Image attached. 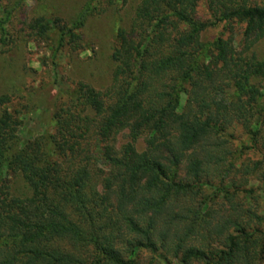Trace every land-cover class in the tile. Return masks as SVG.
I'll return each instance as SVG.
<instances>
[{
	"label": "trees",
	"instance_id": "16d2710c",
	"mask_svg": "<svg viewBox=\"0 0 264 264\" xmlns=\"http://www.w3.org/2000/svg\"><path fill=\"white\" fill-rule=\"evenodd\" d=\"M80 16L74 24L40 16L27 28L40 37L55 30L59 46L75 49ZM10 17L4 10L0 40ZM229 21L244 24L250 47L264 34V4L141 0L115 30L108 87L77 82L64 100L52 96L43 103L52 129L42 133L22 136V118L0 96V264H138L142 251L162 264H262L240 223L197 226L191 207L194 194L224 188L227 177L241 189L230 174L241 171L246 186L264 164V60L231 37L202 39L207 26ZM237 126L260 160L237 161L242 147L229 139ZM124 127L128 139L117 146ZM14 175L26 196L11 194ZM227 222L233 230L223 234Z\"/></svg>",
	"mask_w": 264,
	"mask_h": 264
},
{
	"label": "rangeland",
	"instance_id": "374dc122",
	"mask_svg": "<svg viewBox=\"0 0 264 264\" xmlns=\"http://www.w3.org/2000/svg\"><path fill=\"white\" fill-rule=\"evenodd\" d=\"M140 1L2 0L0 17L4 15V10H10L11 17L6 24L7 34L0 40V96L9 95L10 102L7 106L17 110L19 117L22 118V136L28 137L31 133L35 135L52 129L48 122L51 111L48 112L47 106L43 104L49 103L52 96L56 100H64L72 94L77 82L90 84L101 91L108 87L115 66L111 58L115 30L118 26H128L134 8ZM256 1L264 4V0ZM81 14H84L85 18L80 20L83 25L75 30L80 41V46L75 49L66 44L59 46V35L55 30L40 37L27 28L30 20L40 16L74 24L78 22ZM199 14L204 18L208 17L205 4L199 7ZM243 29L244 24L241 22H220L207 26L202 39L209 42L219 35L231 37L237 48H248L246 50L248 54L252 52L264 60V34L247 42L249 44L252 41L248 47L244 46L246 42L243 40ZM31 103L34 108L32 106V109L25 108V105ZM1 111L2 106L0 115ZM127 139L126 127L119 128L114 135V144L121 146ZM229 139L234 144L233 147L240 145L242 147V154L237 161L245 156V160L250 164L260 160L256 151L246 152L247 148L244 149L249 144V135L241 127L237 126ZM134 146L136 150L143 151L144 139H137ZM263 173L264 164L246 186L243 184L241 171L230 174L242 181L241 189L235 188L227 177L222 184L224 188L219 186L222 188L220 190L219 187H206L198 195H193L191 205L194 207L193 211L197 212V216L194 217L197 226L217 229V225H221L227 219L240 223L239 226L245 228V234L255 237L253 242L252 239L248 242V246L244 244L249 255L260 258L262 264H264ZM217 180L218 178H215L216 183ZM9 181L12 195L23 197L28 194L25 180L20 175L11 176ZM199 200L202 201L201 205ZM176 220L177 224L185 223L182 217ZM219 229L223 234L233 230L229 222L224 228L220 226ZM240 241L247 242V239L241 237ZM138 264L162 263L151 252L142 251ZM171 264L177 263L171 261Z\"/></svg>",
	"mask_w": 264,
	"mask_h": 264
}]
</instances>
